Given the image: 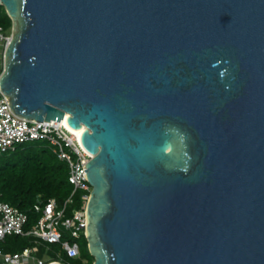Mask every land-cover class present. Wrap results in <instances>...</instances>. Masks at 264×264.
Returning a JSON list of instances; mask_svg holds the SVG:
<instances>
[{
  "label": "water",
  "instance_id": "obj_1",
  "mask_svg": "<svg viewBox=\"0 0 264 264\" xmlns=\"http://www.w3.org/2000/svg\"><path fill=\"white\" fill-rule=\"evenodd\" d=\"M1 6L14 111L86 127L94 264H264V0Z\"/></svg>",
  "mask_w": 264,
  "mask_h": 264
},
{
  "label": "built area",
  "instance_id": "obj_2",
  "mask_svg": "<svg viewBox=\"0 0 264 264\" xmlns=\"http://www.w3.org/2000/svg\"><path fill=\"white\" fill-rule=\"evenodd\" d=\"M13 32L14 25L10 32L0 25V81L7 69V52L14 39ZM10 103V96L0 86V155L12 152L20 145L45 141L59 159L69 164V180L73 191L63 204L56 199L35 204V213L40 216L34 222L20 208L0 201V264L62 262L61 255H50V247L44 248L50 244L58 245L64 256L76 258L80 255L76 240L82 236L88 237L87 210L92 185L87 179L85 165L94 155L83 145V135L79 137L63 123L64 119L61 122L30 119L16 113ZM78 193L82 206L70 212L69 207L75 202ZM13 236L30 238L31 244L17 252H7L3 245Z\"/></svg>",
  "mask_w": 264,
  "mask_h": 264
},
{
  "label": "trees",
  "instance_id": "obj_3",
  "mask_svg": "<svg viewBox=\"0 0 264 264\" xmlns=\"http://www.w3.org/2000/svg\"><path fill=\"white\" fill-rule=\"evenodd\" d=\"M0 25L7 32L13 26V20L4 7L0 8ZM69 175V164L59 159L49 143L35 141L20 145L8 155H0V201L20 208L34 222L40 216L35 213V204L51 199L63 204L71 195L73 185ZM81 206L78 193L69 211ZM30 244V238L13 236L5 241L3 248L7 252H17ZM94 262L95 257L90 254L88 264Z\"/></svg>",
  "mask_w": 264,
  "mask_h": 264
},
{
  "label": "rangeland",
  "instance_id": "obj_4",
  "mask_svg": "<svg viewBox=\"0 0 264 264\" xmlns=\"http://www.w3.org/2000/svg\"><path fill=\"white\" fill-rule=\"evenodd\" d=\"M5 155H8V153H6ZM66 238L70 241H73L72 238H70L69 236H66ZM76 241L80 247V255L76 258H68L64 256L65 254L62 252L61 248L58 245H46L44 248L46 249L47 247H50L51 249V251L49 252L50 255L55 256L56 253L61 255L62 262L65 264H88L90 259V254L93 256L90 250L88 239L86 240L84 236H82L80 239H77Z\"/></svg>",
  "mask_w": 264,
  "mask_h": 264
},
{
  "label": "bare ground",
  "instance_id": "obj_5",
  "mask_svg": "<svg viewBox=\"0 0 264 264\" xmlns=\"http://www.w3.org/2000/svg\"><path fill=\"white\" fill-rule=\"evenodd\" d=\"M68 117L69 115L67 114L66 117H64L63 123L66 124L67 126H69L76 134H78L79 137H81V135H83L85 128L83 126H81L80 128H74L72 126L69 125L68 123Z\"/></svg>",
  "mask_w": 264,
  "mask_h": 264
}]
</instances>
